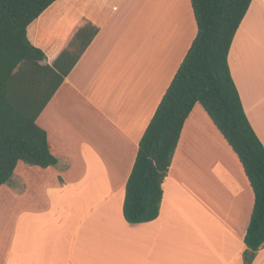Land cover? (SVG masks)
I'll use <instances>...</instances> for the list:
<instances>
[{
    "label": "crops",
    "instance_id": "1",
    "mask_svg": "<svg viewBox=\"0 0 264 264\" xmlns=\"http://www.w3.org/2000/svg\"><path fill=\"white\" fill-rule=\"evenodd\" d=\"M87 23L97 36L37 119L57 165L20 162L16 194L12 182L1 186L17 206H0V264H245L254 193L200 105L183 127L159 217L124 218L139 143L197 36L191 0H57L28 37L52 66ZM228 61L264 146V0H252ZM251 264H264V246Z\"/></svg>",
    "mask_w": 264,
    "mask_h": 264
},
{
    "label": "trees",
    "instance_id": "2",
    "mask_svg": "<svg viewBox=\"0 0 264 264\" xmlns=\"http://www.w3.org/2000/svg\"><path fill=\"white\" fill-rule=\"evenodd\" d=\"M56 1L0 0V187L20 162L42 169L57 165L37 119L99 32L87 23L52 66L44 64L28 27ZM251 2L191 0L197 36L139 143L123 207L129 224L159 217L162 185L183 127L200 105L237 155L254 193L245 264L264 246V146L246 116L228 57Z\"/></svg>",
    "mask_w": 264,
    "mask_h": 264
},
{
    "label": "rangeland",
    "instance_id": "3",
    "mask_svg": "<svg viewBox=\"0 0 264 264\" xmlns=\"http://www.w3.org/2000/svg\"><path fill=\"white\" fill-rule=\"evenodd\" d=\"M174 70H175V66H174V68L172 66H170L167 69H165V85L167 83H169L170 79L172 78ZM168 75H169V77H168ZM167 77H168V80H167ZM16 176H18V175H16ZM10 182H12V180ZM20 183H21L20 177L19 178L15 177L14 181L12 182V185L15 188L14 187L10 188L11 192H14L16 194V192L18 191V187H19ZM7 184L5 186H7ZM1 188L2 187H0V206H17V203H14V200L12 198H10V195H8L7 191L9 192V190L1 189ZM2 214H3V212L1 213V215Z\"/></svg>",
    "mask_w": 264,
    "mask_h": 264
},
{
    "label": "water",
    "instance_id": "4",
    "mask_svg": "<svg viewBox=\"0 0 264 264\" xmlns=\"http://www.w3.org/2000/svg\"><path fill=\"white\" fill-rule=\"evenodd\" d=\"M152 166H153V160H150V162H149V167H148V173L151 172V170H152Z\"/></svg>",
    "mask_w": 264,
    "mask_h": 264
}]
</instances>
